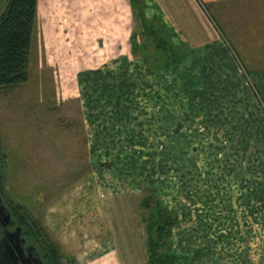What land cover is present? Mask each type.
I'll return each instance as SVG.
<instances>
[{
    "label": "rangeland",
    "instance_id": "1",
    "mask_svg": "<svg viewBox=\"0 0 264 264\" xmlns=\"http://www.w3.org/2000/svg\"><path fill=\"white\" fill-rule=\"evenodd\" d=\"M84 1V13L88 12L84 17H91L103 2ZM6 3L0 0V12ZM78 6L53 0L51 16L43 10L34 24L27 80L14 87H0V162L6 199L22 204L37 218L58 251L60 264H70L42 224V216L61 189L80 182L79 177H84L80 187L96 182L90 175L93 164L86 162L87 134L77 74L113 56H120L117 61L121 65L123 57L144 54L150 65L165 67L150 70L160 80L146 83L134 79L136 73H127L122 79L123 92L132 93L135 88L136 95L104 100L110 109H131L129 122L122 116L126 119L122 123L130 128L111 132L114 143H129L119 150L128 152L122 155L130 163L118 165L136 177L141 195H152L176 211L170 245L174 253L183 256L178 264H249L250 260L261 263L260 259L264 263V210L256 211L257 205H264V99L250 78L255 70H264V46L254 44L256 36H251L247 46L242 39L248 37L240 32L225 34L223 21L220 24L218 20L217 26L229 41L228 56L199 51L185 42L186 37L177 35L175 26L169 33L165 31L171 42L165 49L156 48V42L141 33L143 29L136 35L130 27L131 39L126 31L119 37L79 34L96 31L74 26ZM164 9L162 6L159 13L169 22L171 16H177L174 5ZM233 14L236 27L240 20ZM173 45L176 53L187 52V56L177 60L174 54L169 62H163L166 53L175 52ZM206 59H221L222 65L228 59L234 61L252 94L204 95L208 93L202 84L206 68L201 61ZM176 64L179 71L173 67ZM94 80L90 78V82ZM140 106L147 113L153 110L154 115H133L132 108ZM109 150L118 153L117 147ZM140 209L142 216L146 214L141 205ZM40 237L44 242V235Z\"/></svg>",
    "mask_w": 264,
    "mask_h": 264
},
{
    "label": "crops",
    "instance_id": "2",
    "mask_svg": "<svg viewBox=\"0 0 264 264\" xmlns=\"http://www.w3.org/2000/svg\"><path fill=\"white\" fill-rule=\"evenodd\" d=\"M102 1L101 8L94 11L91 17H84L87 12L84 13L82 7L85 1L67 0L71 5L80 4L78 6L80 13L76 17L77 24L74 23V26L79 27L80 30L95 29L96 31L95 33L82 31L79 34L85 32V34L119 37L123 31H126L129 39L130 27L135 29L136 35L138 29H143L140 32L146 34L148 32L146 30L151 29L149 26L152 27L156 22L157 26L162 27L167 33L171 26H175L177 35L186 37L185 42L196 45L199 51L216 53L217 57L218 53L228 56L226 52L228 53L227 50L230 49L229 41L224 33L232 36L240 32L241 35L248 37L247 40L242 39L246 45L248 44L247 46H250L248 40H251V36H256L254 44L264 46V0ZM52 2L53 0H37L35 25L43 10L47 9L51 16ZM169 2L174 5L177 13L176 17L171 16L170 22L167 17L159 13L162 6L165 11L173 6ZM233 13L237 14L235 19L240 20V24L236 27L233 23ZM211 14L214 15L215 21ZM70 19L73 21L72 15ZM217 20L223 21L224 33L221 27L217 26ZM119 57L113 56L97 66L81 69L77 74L80 76L78 77L82 91L80 104L87 134L86 162L93 164V173L90 175L96 179V182H90L87 178L91 184L87 186L85 183L80 187L84 177H79L80 182L61 189L59 195L51 200L45 217L42 216V224L70 264H148L147 237L140 213L143 195L139 191L142 189L138 187L136 177H131L128 170L118 165L130 163L129 159L122 155L128 152L119 150L120 147L129 146L128 140L114 143L111 133L127 131L130 128V125L122 123L126 120L122 119V116H126L129 122L131 109L116 106L110 109L104 100L116 98L120 101L122 97H128L127 95H136L135 88L132 93L123 92L125 89L122 87V79L127 73L129 75L136 73L138 76L133 78L146 83H151L156 78L160 79L153 71L145 70L138 56L129 58L124 73H121L120 63L117 61ZM201 63L202 67L206 68V73L202 76V84L208 93L204 95H250V92L252 94L250 88L244 85L246 82L239 66L231 59H228L225 65H222L221 59L216 61L206 59ZM251 74L252 82L264 99V70H255L254 75ZM90 78L95 80L90 82ZM107 80L108 83L105 82ZM232 81L236 83V87H233ZM94 93L97 94L93 95ZM140 94L145 97L143 93ZM199 94L203 95L201 92ZM102 101L105 102L103 105L106 103L107 105L101 108L99 104ZM132 111L135 116L136 113L139 116L154 115L153 110L147 113L148 110L142 106L132 108ZM136 120L134 118V121ZM116 121L119 125H116ZM151 127L154 126L150 125ZM133 129L137 130L135 127ZM113 147L118 148V153L109 150ZM263 210V204L257 205V212ZM247 260H250L249 254ZM260 261L261 263L259 261L254 263L250 260L249 264H264L261 259ZM225 264L238 263L227 261ZM241 264L248 263L242 261Z\"/></svg>",
    "mask_w": 264,
    "mask_h": 264
},
{
    "label": "trees",
    "instance_id": "3",
    "mask_svg": "<svg viewBox=\"0 0 264 264\" xmlns=\"http://www.w3.org/2000/svg\"><path fill=\"white\" fill-rule=\"evenodd\" d=\"M36 6L37 0H7L5 8L0 12V87L3 89L17 86L27 80L32 33L34 24H36ZM146 31H148L146 38H151L156 42V48L163 47L165 49V45L170 42L165 30L157 26L156 22L151 29ZM132 45H135V41ZM173 47L175 48L174 45ZM176 50L177 48L174 49V53H166L167 58L163 62H169L168 58L174 54L178 55L177 60H182L187 56V52L181 55V51L176 53ZM139 58L144 62L146 70L165 68L163 65L158 67L150 65L144 54H140ZM128 59L123 57L119 66L120 71L124 70ZM173 67L179 71L177 64ZM1 158L3 157L0 156V160ZM2 165L0 162V194H3ZM6 201L11 210L12 222L21 226L23 235L37 245L44 255L48 256L47 263L60 264L58 251L47 237L37 218L22 204L20 205L14 200L6 199ZM141 206L146 209L142 220L146 229L148 264H178L183 256L174 253L170 245L171 230L177 221L176 211L163 206L152 195H144L141 198ZM41 235L45 237L44 242L41 240ZM44 243L46 247L43 245Z\"/></svg>",
    "mask_w": 264,
    "mask_h": 264
},
{
    "label": "flooded vegetation",
    "instance_id": "4",
    "mask_svg": "<svg viewBox=\"0 0 264 264\" xmlns=\"http://www.w3.org/2000/svg\"><path fill=\"white\" fill-rule=\"evenodd\" d=\"M7 203L6 197L0 194V264H49L48 256L23 235L20 225L12 222ZM6 215H9L8 221Z\"/></svg>",
    "mask_w": 264,
    "mask_h": 264
},
{
    "label": "water",
    "instance_id": "5",
    "mask_svg": "<svg viewBox=\"0 0 264 264\" xmlns=\"http://www.w3.org/2000/svg\"><path fill=\"white\" fill-rule=\"evenodd\" d=\"M6 217H7V218H6V221H8V219H9V215H6ZM16 230L18 231L19 228H17ZM16 230H15V231H16ZM8 235H9V234H8Z\"/></svg>",
    "mask_w": 264,
    "mask_h": 264
}]
</instances>
